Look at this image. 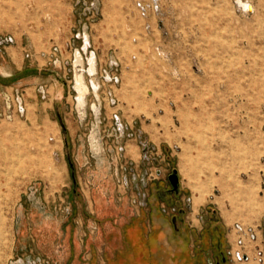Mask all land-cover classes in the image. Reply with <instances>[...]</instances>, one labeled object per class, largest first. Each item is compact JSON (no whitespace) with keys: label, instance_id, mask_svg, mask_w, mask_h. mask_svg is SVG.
<instances>
[{"label":"rangeland","instance_id":"rangeland-1","mask_svg":"<svg viewBox=\"0 0 264 264\" xmlns=\"http://www.w3.org/2000/svg\"><path fill=\"white\" fill-rule=\"evenodd\" d=\"M251 1L255 14L235 0H0V46L19 41L41 70L37 93L21 87L0 108V264H72L61 252L90 234L84 195L104 165L115 196L152 207L158 191L201 229L197 243L219 236L221 257L225 221L264 236V0ZM32 230L41 247L24 241Z\"/></svg>","mask_w":264,"mask_h":264},{"label":"crops","instance_id":"crops-1","mask_svg":"<svg viewBox=\"0 0 264 264\" xmlns=\"http://www.w3.org/2000/svg\"><path fill=\"white\" fill-rule=\"evenodd\" d=\"M24 50L19 41L0 46V108L6 109L9 95L21 87H25L23 90L34 88L37 93L39 82L36 76L41 70L33 68V60H30L32 64L25 62ZM63 93L64 90H59L55 100L62 98ZM135 142L137 137L128 134L124 142L127 159H131L130 146ZM108 173L106 165L94 171L96 190L84 195L86 203L92 207L90 234L85 233L83 238L78 229L74 248L62 251V258H71L72 264H218L219 252L224 249L219 240L214 242L205 238L197 243L201 229L185 219V212L178 217L165 211L164 202L157 196L158 191L153 198L148 194L147 200L152 207L145 199L140 200L135 191L131 195L115 196ZM162 199L166 200L163 196ZM115 203L119 204L115 206ZM186 223L191 224L190 229ZM224 225L228 229L225 250L230 258L226 264H264V236L259 229L239 224L230 227L227 221ZM62 226V221L54 220V236H62ZM37 232L32 230L24 241L29 240L41 247L43 237Z\"/></svg>","mask_w":264,"mask_h":264},{"label":"bare ground","instance_id":"bare-ground-1","mask_svg":"<svg viewBox=\"0 0 264 264\" xmlns=\"http://www.w3.org/2000/svg\"><path fill=\"white\" fill-rule=\"evenodd\" d=\"M253 2L251 0L250 1L249 0L248 1H245V0H235V3L237 4L235 6H239V8L244 13L255 14L256 13V6L253 4ZM258 3H259V1H258ZM159 51L161 52L162 55H165L166 56V53H164L161 49ZM173 71H174V73H178V69L176 67H173ZM200 71H201V69H200ZM0 159L3 161V163H8V162H10L11 157L8 154L5 153V154H2V156L0 157ZM12 160L14 161L15 159H12ZM9 165H10V163H9ZM5 172H6V168L5 169L0 168V186L3 185L2 182H1V179H2V177H4ZM222 174H223V172L221 173V176H222ZM216 182L217 183H220V181H216ZM235 184H236V187H237V189H238V191H239V193L241 195L245 196L251 203H253V204H255V205L258 206V204L255 201L256 198L253 195V191H252L251 187L246 186L245 184H242L238 179H236V183ZM219 186H220V188L223 191L222 192L223 196L230 197V199L232 200V204H233L234 210L236 212H239L240 211L239 203H237L233 197L231 198V196L228 195L227 189H226V187L223 184H219ZM259 210H260L259 209V206H258V208L252 207V212L253 213L259 214L260 213ZM3 221H4V219H3L2 215L0 214V257L2 256V252H3L2 247H1V245H2V239H3V235H4V233H3Z\"/></svg>","mask_w":264,"mask_h":264},{"label":"water","instance_id":"water-1","mask_svg":"<svg viewBox=\"0 0 264 264\" xmlns=\"http://www.w3.org/2000/svg\"><path fill=\"white\" fill-rule=\"evenodd\" d=\"M169 180L171 181L174 190L177 191L180 186V177L177 170H175L174 173L169 176Z\"/></svg>","mask_w":264,"mask_h":264},{"label":"flooded vegetation","instance_id":"flooded-vegetation-1","mask_svg":"<svg viewBox=\"0 0 264 264\" xmlns=\"http://www.w3.org/2000/svg\"><path fill=\"white\" fill-rule=\"evenodd\" d=\"M205 236V235H204ZM204 236L202 237V239L204 238ZM212 239V241H214V242H217L218 241V239H219V236L218 235H216V233L213 235V237L211 238ZM185 241H186V236H185ZM214 253H215V255H216V251L214 250ZM223 253V252H222ZM221 253V254H222ZM217 256V255H216ZM220 257H221V255H220ZM224 262V263H223ZM227 262H229V259H228V257L227 256H225L224 254L222 255V257H221V260H218V264H226Z\"/></svg>","mask_w":264,"mask_h":264},{"label":"built area","instance_id":"built-area-1","mask_svg":"<svg viewBox=\"0 0 264 264\" xmlns=\"http://www.w3.org/2000/svg\"><path fill=\"white\" fill-rule=\"evenodd\" d=\"M240 228V227H239ZM239 257V259H242V257L241 256H238Z\"/></svg>","mask_w":264,"mask_h":264}]
</instances>
